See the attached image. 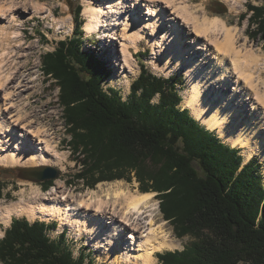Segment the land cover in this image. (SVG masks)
Instances as JSON below:
<instances>
[{"label":"bare ground","instance_id":"obj_1","mask_svg":"<svg viewBox=\"0 0 264 264\" xmlns=\"http://www.w3.org/2000/svg\"><path fill=\"white\" fill-rule=\"evenodd\" d=\"M91 1L87 0L84 11L86 35L102 33L101 44L113 53L119 85L130 89L129 75H136L139 65L135 54L146 41L152 49L155 70L165 74L185 70L188 87L184 105L196 119L217 130L224 143L243 149L246 163L255 155L264 161V54L255 53L238 26L230 27L220 17L210 18L206 12L196 11L187 0ZM226 1L236 10L240 0ZM32 2L31 9L22 0H0V45L15 43L16 38L17 47L22 48L19 33L13 36L8 25H13L19 13L32 15V11L42 10ZM61 24H73V17ZM164 41L171 46L167 52L162 51ZM1 68L0 166L59 167L65 171L69 157L59 151L51 127L35 121L37 111L24 117L23 103L17 105L19 95L36 88L35 79L13 72L15 67L8 68L12 75L4 79ZM28 100L29 96L22 102ZM21 182L31 186V195L0 205V227L9 226L14 217H26L31 222L59 221L61 227H71L78 238L87 234L88 244L106 264H156V253L175 251L180 246L165 223H158L153 214L155 193L135 195L117 188L108 189L105 195H76L64 181L57 180L44 196L33 181ZM117 239L120 244L125 241L124 247Z\"/></svg>","mask_w":264,"mask_h":264},{"label":"trees","instance_id":"obj_2","mask_svg":"<svg viewBox=\"0 0 264 264\" xmlns=\"http://www.w3.org/2000/svg\"><path fill=\"white\" fill-rule=\"evenodd\" d=\"M258 1L262 5L249 6V20L264 36V0ZM81 13L77 8L75 36L42 55L44 74L60 87L68 144L86 154L77 178L93 170L97 184L124 179L114 172L126 169L137 173L143 193H158L164 217L183 229L178 237H192L182 251L157 253L161 264H264V183L257 157L245 164L238 149L181 108L177 76L159 77L142 65L127 100L104 90L111 73L83 51ZM148 163L155 168L152 185L143 172ZM2 190L0 180V200ZM49 228L13 219L0 239V264H93L83 253L74 257L65 233L53 241Z\"/></svg>","mask_w":264,"mask_h":264},{"label":"rangeland","instance_id":"obj_3","mask_svg":"<svg viewBox=\"0 0 264 264\" xmlns=\"http://www.w3.org/2000/svg\"><path fill=\"white\" fill-rule=\"evenodd\" d=\"M22 2H24L25 4L28 3V7H30L31 9H32L31 7V2H32L42 10L35 11L36 13H33L32 11L31 13L32 15H28V13L25 14L19 13L17 19L13 22V25H8L7 22H5L6 24L5 26L7 25L9 26L7 27L11 32H13L12 34L13 36H16L19 33L20 35L19 39L21 40L22 48L17 47L18 44L16 41L18 39L16 38L14 39L16 40L15 43L14 41L9 43V45L5 42L1 43L2 46L0 45V49H1L0 54L2 55L3 53L7 52L6 56H4L5 54H3L4 62L3 61H2L3 63L0 62V67L3 68V70L1 68V73L4 79H6L8 74L12 75L9 69L15 67L13 72L20 71V73H22L24 76H29L35 79L34 85L35 86L37 85L36 88L29 91H24L22 95H19L17 97V105L23 103L22 107H24V111L22 112V115L24 117L31 114L34 115L35 114L34 111H37V116H35V121H37V123L40 122V124L43 123L42 125H48L51 127L54 135L58 140L59 151L61 153H65L69 157V162L67 163V168L65 171H63L59 167H53L59 169L62 172V175L57 180L64 181L67 185V188L74 191L76 195H81V194L85 195L90 192H97L101 195L102 194L105 195L108 189L109 190L111 189L110 191H112L117 188H120L121 190H125L135 195L139 193H143V191L140 189V183L137 179V173L135 171H127L126 169L121 171L119 170L117 172H114V174L117 173L118 175H123L125 177L124 179H117L113 181H102L97 184L94 183V180L98 178V174H93L94 173L93 170H90L87 173L86 178L84 179L77 178L79 173L84 170L82 159H86L85 156L86 154L81 153V151L76 153L73 152L74 150L72 149L71 145L68 144V142L72 139V137L69 136L68 133L66 132V125L64 121L65 117L63 115L64 107L61 106L60 104V87L57 85L55 86V81L53 80V78H50L49 76H46L44 74L42 68L43 67L42 55H45L48 52L55 51V49L57 48V43L59 41L71 39L72 37L75 36L74 31L77 27L74 19L75 11H77V8L80 7L82 10L81 16L83 18V22L80 27V30L82 32V37L84 39L83 51H85L86 53L91 52L92 54L95 55V57H97L100 61L104 62L108 67L109 72L111 73V77L103 85L104 90H106L108 93L111 92V89H114L115 91L118 92V94L121 96L123 100H127L129 94L131 93L132 83L139 77L141 73V66L145 65L156 76L164 77V78L177 76L180 79H182L183 84L182 85L179 84L177 86V90L180 91L183 99L181 103V108L188 109L190 111V114L196 119L192 110L190 108L185 107L184 105L185 91L187 90L188 87V83H187L188 76L186 75L185 70L183 68L175 71L172 70L170 74H165L163 72H159L155 70L153 65L154 59L152 55V49L146 41H143V43L140 44V51L138 52V54H135V58L139 63L138 69L136 70L137 71L136 75H132V74L129 75L130 89L126 90L116 81L117 73L114 67L115 63H113L111 60L113 57V53L110 52V50L103 49L102 45L104 44H101L102 33L96 32L92 36L86 35L84 25L87 19L84 15V11L87 7V0H22ZM99 2L100 0H92L91 4H97ZM262 3L263 2L258 0H240L238 5H236L237 6L236 10H232L226 0H208L206 2H204L203 0H187V4L190 7L192 6L193 8H196L195 9L196 11H200V12L204 11L206 12L207 16H209L210 18L220 17L224 19L230 27L238 26L243 32V37H245L248 40L247 43L249 45L254 46V51L257 54H264V36H262L261 34L256 35V33L258 32L257 27L250 25L249 19L252 16V12H250L249 6L253 5L257 7L262 5ZM49 10H51V13H49ZM41 11L44 12L47 11V13L42 14ZM70 15L73 17V24H66V26L64 27L61 23H63V21L67 19ZM245 16L246 19L243 20V17ZM55 20L58 21V25L56 24ZM19 24L21 26H18ZM39 33L43 35L45 38H42ZM174 35H176V32L173 33L172 37H174ZM163 44H164V48H162V51L167 52L171 48V46L168 44V41H164ZM14 75L16 74L14 73L13 76ZM112 78L114 79L112 80ZM229 84H230L229 86L231 87L232 82H229ZM27 96H29V100L26 102H22ZM158 99L159 97L156 98V101ZM197 122L201 126L205 127L207 130H209L210 132L214 133L224 143L223 139L220 137L217 130H210L206 125L200 123L198 120ZM224 144L228 145L229 147L230 146L232 147V145H230L229 143H224ZM235 149L239 150L240 154L244 157V161H245L246 156L243 149L239 147ZM254 157H257L256 159L262 166V175H263V183H264V161H262L258 155H255ZM194 165L197 166V163L195 162ZM28 168H37V167L19 168V167L0 166V180L3 183V190H2L3 198L0 200V205L3 206L8 205L12 202L19 200L22 197L28 198L31 195L30 194L31 186L29 184H23L21 182L22 178L20 177V175L22 173L18 171L20 169H28ZM143 170H144L143 171L144 174H149V185H152L150 178L154 176L155 168H153V166L149 165L148 163L144 165ZM57 180L52 181L51 183L52 185L48 188L46 182L44 183L41 182L35 183L32 181L31 182L41 190L40 194L45 196L48 195L53 190V186H55ZM24 190H26L27 192L22 196ZM102 190L104 193H101ZM148 193L156 194L153 199V205H154L153 214L154 216H156L157 222L165 223V228L180 243L179 248L175 251L184 250L185 245L192 238L191 235H185L184 237L179 238L178 233H181L183 230L181 225L179 226L180 223H177L178 221H175V223L178 225V229L176 230L174 221L171 222L164 217V214L161 210V200L159 197H157L158 193L157 192H148ZM13 219H26L30 223L35 222V221L31 222L26 217H14ZM43 223H46L50 226L51 229L49 228L48 234L50 235L53 241L57 242L60 236L63 234L66 225L65 227H61L59 225V221H54V220L44 221ZM11 224L9 226L3 225L2 227H0V231L2 230V233L0 234V239H2L5 236V232L8 228H10ZM65 234H66V245L74 254L75 258L79 257V255L83 253L87 258L86 261H91L93 264H106L102 260H100V257L97 254L96 250L94 249L93 245L88 244L87 234L78 238L73 233L72 229L71 232L66 231ZM124 238H125L124 240H126V236ZM119 239H117L119 246L124 247L125 241L123 244H120ZM121 241L122 240H120V242ZM175 251H169V252H175ZM165 252L168 251L159 252V253H165ZM155 256L157 259L156 264H161L157 258V253Z\"/></svg>","mask_w":264,"mask_h":264},{"label":"water","instance_id":"obj_4","mask_svg":"<svg viewBox=\"0 0 264 264\" xmlns=\"http://www.w3.org/2000/svg\"><path fill=\"white\" fill-rule=\"evenodd\" d=\"M22 179L31 180L35 183H44L47 181H55L61 175L62 172L59 169L53 167H37L18 170Z\"/></svg>","mask_w":264,"mask_h":264}]
</instances>
